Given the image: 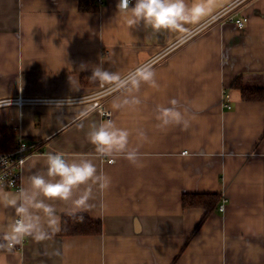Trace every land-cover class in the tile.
<instances>
[{
  "label": "crops",
  "instance_id": "1",
  "mask_svg": "<svg viewBox=\"0 0 264 264\" xmlns=\"http://www.w3.org/2000/svg\"><path fill=\"white\" fill-rule=\"evenodd\" d=\"M117 3L96 0L83 11L79 0H0V99H57L0 107V125L40 146L23 165L22 186L46 170L49 152L90 159L111 180L106 191L94 187L88 207L49 201L59 231L0 250L4 264H264V98L245 100L233 85L240 79L264 91V0H212L185 33H157L143 22L130 28ZM148 62L158 87L143 84L138 105L114 108L127 95L114 89L104 98L112 112L105 118L82 99L110 86L83 84L82 73L102 64L123 75ZM172 99L187 125L161 126L158 106ZM107 120L129 129L137 164L123 154L101 156L89 142L91 126ZM190 192L228 202L207 212L183 204ZM79 213L101 220L103 232L61 234L63 215ZM13 218L15 209L0 204V242Z\"/></svg>",
  "mask_w": 264,
  "mask_h": 264
},
{
  "label": "clouds",
  "instance_id": "2",
  "mask_svg": "<svg viewBox=\"0 0 264 264\" xmlns=\"http://www.w3.org/2000/svg\"><path fill=\"white\" fill-rule=\"evenodd\" d=\"M211 3L212 0H192L191 5L187 0H134V3L133 0H118L116 7L118 16L123 17L130 28L143 22L157 33H185L186 25L197 24L208 14ZM156 75L153 62L144 63L123 75L118 71L105 70L101 64L93 68L89 79L126 92L123 98L117 97L113 101V107L121 109L141 102L134 93L143 84L158 87ZM10 104L8 98L0 102V107ZM178 104L176 99H172L171 106H158L161 126L173 122L187 125ZM130 135L129 129L119 126L113 120L93 124L87 132L89 142L101 156L123 154L131 163L137 164L139 153L130 146ZM45 161L46 170L30 174L27 185L21 186L19 191L10 193L0 190V204L14 208L16 212V218L11 219L3 228L0 250L11 251L26 237L45 241L58 232L59 216L54 204L49 201H71L74 207L85 208L93 198L94 187L101 192L110 187V177L90 159H69L62 152H49ZM0 264H4L3 256H0Z\"/></svg>",
  "mask_w": 264,
  "mask_h": 264
},
{
  "label": "trees",
  "instance_id": "3",
  "mask_svg": "<svg viewBox=\"0 0 264 264\" xmlns=\"http://www.w3.org/2000/svg\"><path fill=\"white\" fill-rule=\"evenodd\" d=\"M134 3V0H133ZM80 9L83 11L93 10L96 6V0H79ZM92 72L82 73L81 81L83 84L99 85L98 80L89 79ZM234 86L241 88L243 98L245 100H262L264 98L263 89H253L244 87L243 82L237 79ZM18 131L7 125H0V152L13 151L17 146ZM222 201L220 193L213 192H190L183 194V204L185 206H202L207 212L216 210ZM103 232V223L86 214H67L63 215L61 220V234L78 235V234H94L99 235Z\"/></svg>",
  "mask_w": 264,
  "mask_h": 264
},
{
  "label": "built area",
  "instance_id": "4",
  "mask_svg": "<svg viewBox=\"0 0 264 264\" xmlns=\"http://www.w3.org/2000/svg\"><path fill=\"white\" fill-rule=\"evenodd\" d=\"M103 0H97L98 3H102ZM226 8H224L220 13L225 12ZM247 21L246 17L236 18L235 22L238 26H245ZM103 86V85H102ZM115 88L112 86L102 87L94 93H91L87 96L82 97V99H87L92 101V108L96 109L99 114L105 118H111L112 112L105 105L104 98L108 93H110ZM228 97V94H226ZM226 97V98H227ZM8 98L0 99V102L7 101ZM11 103L18 104L22 106L27 102H49L56 101L57 99L51 98H36V97H25L22 95H18L17 97H9ZM79 97L63 99L65 102H72L79 100ZM224 106L230 108L231 105L229 101L225 99ZM40 146L36 142H29L25 140L21 135L17 137V146L13 151L10 152H0V187L3 188H15L20 189L22 186V169L25 161L32 154L40 151ZM184 152H187L186 150ZM108 161H113V159H109ZM228 202V198L223 195L222 201L219 205L220 210H224L226 203ZM16 245L14 248H16Z\"/></svg>",
  "mask_w": 264,
  "mask_h": 264
},
{
  "label": "rangeland",
  "instance_id": "5",
  "mask_svg": "<svg viewBox=\"0 0 264 264\" xmlns=\"http://www.w3.org/2000/svg\"><path fill=\"white\" fill-rule=\"evenodd\" d=\"M9 98V97H8Z\"/></svg>",
  "mask_w": 264,
  "mask_h": 264
}]
</instances>
